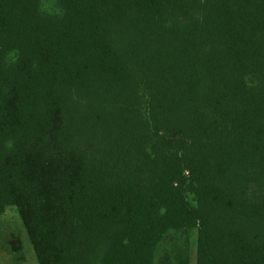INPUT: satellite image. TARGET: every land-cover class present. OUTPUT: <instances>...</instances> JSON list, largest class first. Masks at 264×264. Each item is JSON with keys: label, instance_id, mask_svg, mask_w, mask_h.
Instances as JSON below:
<instances>
[{"label": "trees", "instance_id": "trees-1", "mask_svg": "<svg viewBox=\"0 0 264 264\" xmlns=\"http://www.w3.org/2000/svg\"><path fill=\"white\" fill-rule=\"evenodd\" d=\"M55 4L0 0V211L38 264H153L184 228L218 264L224 0Z\"/></svg>", "mask_w": 264, "mask_h": 264}, {"label": "rangeland", "instance_id": "rangeland-1", "mask_svg": "<svg viewBox=\"0 0 264 264\" xmlns=\"http://www.w3.org/2000/svg\"><path fill=\"white\" fill-rule=\"evenodd\" d=\"M42 4L50 12L57 11L55 0H42ZM11 59L9 54L7 61L10 62ZM132 73L134 83L129 86V96H132L136 102L137 110H145L148 96L146 82L138 69H134ZM142 118L146 119V116L143 115ZM140 120L141 116L137 112L132 122L136 125ZM188 195L192 198L191 194ZM196 244V228L169 230L157 247L153 264H174V255L178 250L188 251L190 264H196ZM0 264H38L33 246L15 205H8L0 211ZM92 264H102L98 255L93 257Z\"/></svg>", "mask_w": 264, "mask_h": 264}]
</instances>
